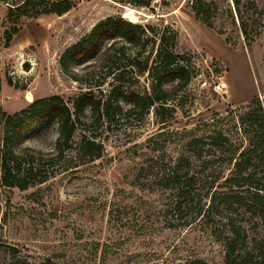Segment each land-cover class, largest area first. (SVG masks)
<instances>
[{
	"label": "rangeland",
	"instance_id": "obj_1",
	"mask_svg": "<svg viewBox=\"0 0 264 264\" xmlns=\"http://www.w3.org/2000/svg\"><path fill=\"white\" fill-rule=\"evenodd\" d=\"M11 1L0 0L1 19ZM156 1L155 8H139L113 0H77L63 15L22 19L9 43L0 45V109L9 114L51 95L66 101L87 93L103 100L113 88L121 98V83L112 80L106 67H69L61 64V56L94 25L121 16L126 8L138 12L135 23L153 28L150 34L176 32V51L187 54L194 72L172 119L160 123L152 111L142 121L88 117L85 126L102 143L101 157L73 164L25 191L13 189L10 195L0 188V264H6L11 248L29 259L49 257L66 264H223L220 229L211 228L196 210L179 216L166 211L160 190L146 177L154 170L150 158L165 164L185 149L184 130L264 94V33L247 49L225 21V33L237 40L230 46L193 18L187 0ZM230 1L225 0L232 7ZM254 1L264 6V0ZM232 12L235 17L233 7ZM156 37L148 41L153 50ZM144 84L140 78L136 88ZM109 111H115L114 105ZM151 135L158 151L146 142ZM55 136L56 124L49 120L34 128L25 143L46 150ZM37 188L35 201L30 194ZM203 195L197 197L202 203Z\"/></svg>",
	"mask_w": 264,
	"mask_h": 264
},
{
	"label": "trees",
	"instance_id": "obj_2",
	"mask_svg": "<svg viewBox=\"0 0 264 264\" xmlns=\"http://www.w3.org/2000/svg\"><path fill=\"white\" fill-rule=\"evenodd\" d=\"M139 8H150L154 0H113ZM77 0H12L6 2L0 18V45H7L22 19L42 15L60 16ZM187 0L193 18L224 36L233 46L235 36L225 33V21L233 26L249 49L264 33V6L254 0ZM220 9V10H219ZM149 33V35H147ZM149 24L131 23L121 16H109L94 25L61 56V64H93L107 68L113 81L121 83V98L112 88L103 100L84 93L67 98L51 95L32 101L16 113L0 109V188L10 195L40 186L61 171L101 157L102 143L91 136L86 119L142 121L152 111L160 123L172 119L182 103V94L194 77L187 54L176 51V32L156 34ZM157 36V37H156ZM156 37L155 50L148 45ZM121 44V46H119ZM149 47V48H148ZM121 61V64H120ZM97 68V69H98ZM140 78L146 82L137 89ZM121 99V104L120 100ZM125 103V106L122 105ZM114 105L115 111H109ZM56 124L53 145L46 150L25 143L28 134L44 122ZM159 132L157 135H162ZM185 149L172 161H150L153 173L146 179L160 190L165 206L179 216L196 210L219 239L223 264H264V94L231 110L215 114L200 126L184 130ZM151 135V150L160 146ZM133 185L138 182L133 180ZM41 189L30 194L35 201ZM206 199L203 203L199 193ZM6 195L5 204H10ZM199 207V209H198ZM113 218L110 215L109 220ZM30 258V257H29ZM11 248L6 264H66L52 258L29 259ZM104 260V258H103Z\"/></svg>",
	"mask_w": 264,
	"mask_h": 264
},
{
	"label": "bare ground",
	"instance_id": "obj_3",
	"mask_svg": "<svg viewBox=\"0 0 264 264\" xmlns=\"http://www.w3.org/2000/svg\"><path fill=\"white\" fill-rule=\"evenodd\" d=\"M121 16L123 19H126V20L130 21L131 23H135L138 21L139 15L137 14V12H135V10H133L131 8H126L123 11V14H121Z\"/></svg>",
	"mask_w": 264,
	"mask_h": 264
},
{
	"label": "water",
	"instance_id": "obj_4",
	"mask_svg": "<svg viewBox=\"0 0 264 264\" xmlns=\"http://www.w3.org/2000/svg\"><path fill=\"white\" fill-rule=\"evenodd\" d=\"M152 8H155V7H157V1L156 0H154L153 2H152ZM138 13V12H137ZM123 14V13H122Z\"/></svg>",
	"mask_w": 264,
	"mask_h": 264
}]
</instances>
